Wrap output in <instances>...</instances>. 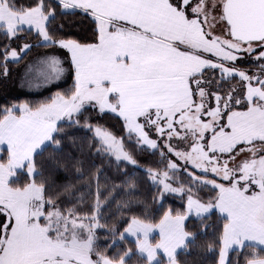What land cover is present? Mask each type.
Returning <instances> with one entry per match:
<instances>
[{"label": "snow or ice", "instance_id": "1", "mask_svg": "<svg viewBox=\"0 0 264 264\" xmlns=\"http://www.w3.org/2000/svg\"><path fill=\"white\" fill-rule=\"evenodd\" d=\"M13 72L20 90L0 96V112L39 96L51 101L48 119L92 109L157 144L194 116L202 164L225 157L227 171L250 142L228 143L233 115L264 114V0H0V77ZM10 223L0 213L5 234Z\"/></svg>", "mask_w": 264, "mask_h": 264}, {"label": "trees", "instance_id": "2", "mask_svg": "<svg viewBox=\"0 0 264 264\" xmlns=\"http://www.w3.org/2000/svg\"><path fill=\"white\" fill-rule=\"evenodd\" d=\"M86 25L87 20H84L81 26ZM14 74L7 80L0 77V96L15 95L9 91ZM71 83L69 80L61 89L52 91L63 90ZM20 99H31L30 110L50 102L39 96H21ZM8 112L12 111L0 112V120ZM12 113L18 115V112ZM96 115L95 110L85 108L72 121L58 123L48 142L32 156L33 175L23 168L16 172L8 185L21 189L33 183L40 187L43 199L50 204L45 206L46 211L52 208L70 217H94L97 225L91 244L92 259L147 264L136 251L135 243L122 236L130 221L136 219L154 225L167 212L180 215L185 210L187 196L203 204H213L217 189L193 180L190 174L222 184L225 182L182 168L172 172L171 184L183 192L179 195L164 193L150 180L151 171L160 172L167 167L168 159L161 149L149 148L135 137H129L116 120L109 117L94 120ZM95 127L120 140L130 162L117 160L104 152L94 135ZM6 159L7 152L3 149L0 162L5 163ZM226 222L216 210L202 217H188L184 231L189 238L175 254L174 261L177 264H218ZM78 233L82 240L86 238L84 231ZM259 258H264L263 249L244 246L229 253L227 264H246ZM166 263L160 258L155 264Z\"/></svg>", "mask_w": 264, "mask_h": 264}, {"label": "rangeland", "instance_id": "3", "mask_svg": "<svg viewBox=\"0 0 264 264\" xmlns=\"http://www.w3.org/2000/svg\"><path fill=\"white\" fill-rule=\"evenodd\" d=\"M14 73L10 80L9 91L15 94L20 89L18 73ZM23 91L28 90L23 89ZM34 110L39 114L38 119L41 122L38 123L42 128L45 127V133L52 128L48 134H45L47 135L46 139L42 136L32 135L30 131L32 129L25 123L17 126L18 128L13 126L14 128L8 131L2 128V123L0 124V155L1 150L5 149L4 147L7 148V150L5 149L7 152L6 162H0V213L6 214L11 219L6 234L5 229L0 227V260H3L4 264H121L105 258L100 261L91 258V244L97 225L94 217L87 219L70 217L52 208L46 211L45 206L50 204L43 199L40 187L33 183L21 189L11 188L8 185L9 180L15 176L16 172L23 168L30 176L33 175L32 156L48 142L58 123L72 121L77 114L66 116L59 112L56 113V118L48 119L46 118L47 114L52 111L51 101ZM25 111L18 112V115ZM10 115L16 114L8 112L4 117ZM186 115L187 113H182L181 118ZM233 120L238 126V134L230 138L229 141L232 143L243 139L250 142L245 143L237 150L238 158L227 165V171H225V157H219V166H216L214 162L213 164H202L204 153L200 151L197 134H203L204 125L196 117L189 116L186 124L177 126L180 131L173 132V139L170 142L167 137L160 140L158 144L154 141L147 143L143 140L140 141L141 144L149 148L161 149L162 154L168 159L165 170L150 172V180L164 193L179 195L183 189L172 186V172L182 168L192 170V166L195 165L199 168V171L196 172L218 179L225 184L230 182L233 184L236 182L234 178H237L238 181L245 182L247 190L253 189L255 184L257 187L264 188L258 183L264 180V176H262L264 165L262 164L261 169H256L258 162L252 159L257 154H264V114L257 113L249 117L247 121H243L240 115L234 114ZM46 123L50 126L47 127ZM185 127L188 128V131L184 130ZM93 132L104 152L117 160L130 162L120 140L97 127ZM217 135L219 136V134ZM255 137H261V139ZM209 143L215 147V141H209ZM235 155L237 153L233 156ZM226 176H231V179H225ZM239 176L240 178H238ZM190 177L216 189L222 186V183L209 178H197L193 174H190ZM261 207L264 208V204ZM189 210L193 211L194 208L190 207ZM262 211L254 216L256 224L264 223ZM130 222L131 224L126 227L122 236L131 240L136 239L138 250L143 252L146 249L144 240H147L155 226L136 219ZM136 223H140V227H136ZM79 230L84 231L85 239H81Z\"/></svg>", "mask_w": 264, "mask_h": 264}, {"label": "crops", "instance_id": "4", "mask_svg": "<svg viewBox=\"0 0 264 264\" xmlns=\"http://www.w3.org/2000/svg\"><path fill=\"white\" fill-rule=\"evenodd\" d=\"M38 116L36 110H27L20 115L2 118L0 124L2 123V128L8 131L14 128L13 126L18 128L17 126L25 123L27 127L32 129L30 130L32 135L42 136L46 139L47 135L45 134H48L52 128L45 133V127L42 128L41 124L38 123L41 122ZM46 126L50 125L46 123ZM239 133L241 134V132ZM228 143L231 142L228 140ZM22 146L26 148L24 145ZM217 146L219 145L215 142V147ZM4 148L7 150L6 147ZM252 159L258 162L255 168L261 169L262 164L264 165V154H257ZM262 176H264V169ZM234 179L236 182L233 184L230 182L222 184L219 189L217 188L218 196L213 204H203L193 197L187 196L190 198L185 200V210L182 214L165 213L161 220L153 225L155 227L147 240H144L146 249L143 252L138 250L136 239H132L138 254L144 257L148 264H155L160 258L165 259L166 264H177L173 258L189 238L184 231L185 221L188 217L205 216L212 210H216L227 221L223 229L218 264H227L229 253L233 250H240L244 246H254L264 250V223L256 224L254 222V216L259 211L263 210L264 213V208L261 207L264 204V188L257 187L255 184L253 189L247 190L245 182L238 181L237 178ZM190 207H193L194 210L190 211ZM136 227H140V223H136ZM157 243L158 245H156ZM246 264H264V258L249 260Z\"/></svg>", "mask_w": 264, "mask_h": 264}]
</instances>
